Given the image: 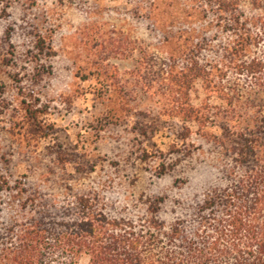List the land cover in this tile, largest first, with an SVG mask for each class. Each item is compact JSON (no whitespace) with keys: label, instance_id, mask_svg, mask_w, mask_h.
Instances as JSON below:
<instances>
[{"label":"rangeland","instance_id":"374dc122","mask_svg":"<svg viewBox=\"0 0 264 264\" xmlns=\"http://www.w3.org/2000/svg\"><path fill=\"white\" fill-rule=\"evenodd\" d=\"M204 3L0 0V181L10 188L0 193V242L22 212L19 192L36 194V209L86 195L109 217L158 212L165 232H193L206 196L237 175L222 118L252 116L264 97L232 69L221 85L187 82L185 67L228 66L233 38ZM242 9L258 14L249 0ZM260 30L250 59H264ZM189 107L200 120L186 121Z\"/></svg>","mask_w":264,"mask_h":264},{"label":"trees","instance_id":"16d2710c","mask_svg":"<svg viewBox=\"0 0 264 264\" xmlns=\"http://www.w3.org/2000/svg\"><path fill=\"white\" fill-rule=\"evenodd\" d=\"M244 1L205 0L199 6L203 13L213 12L218 27L233 40L224 48L228 66L185 67L188 83L202 79L209 86L221 85L232 69L249 78L255 95L264 96V59H250L263 39L264 0H249L256 16L243 11ZM191 48L183 45L176 53L186 59ZM5 61L0 56L1 64ZM221 95L241 107L235 91L223 88ZM257 108L252 116L222 118L221 143L234 141L237 175L232 185L206 196L192 233L179 228L165 232L158 212L138 221L109 217L91 196L76 195L66 206L36 209L37 195L23 200L19 192L14 201L22 212L0 242V264H82L85 257L88 264H264V97ZM204 116L207 120L210 113ZM185 119L200 120L191 107ZM9 190L0 181V193ZM27 205L32 209L24 213Z\"/></svg>","mask_w":264,"mask_h":264}]
</instances>
